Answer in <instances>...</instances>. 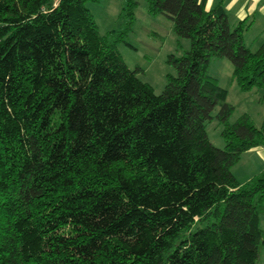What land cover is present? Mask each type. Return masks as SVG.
Here are the masks:
<instances>
[{
  "label": "trees",
  "instance_id": "obj_1",
  "mask_svg": "<svg viewBox=\"0 0 264 264\" xmlns=\"http://www.w3.org/2000/svg\"><path fill=\"white\" fill-rule=\"evenodd\" d=\"M89 1L0 0V264H258L264 168L241 183L232 167L264 146V119L231 122L208 68L229 59L264 105V42L222 2L125 0L129 27L144 1L191 41L156 93Z\"/></svg>",
  "mask_w": 264,
  "mask_h": 264
},
{
  "label": "rangeland",
  "instance_id": "obj_2",
  "mask_svg": "<svg viewBox=\"0 0 264 264\" xmlns=\"http://www.w3.org/2000/svg\"><path fill=\"white\" fill-rule=\"evenodd\" d=\"M121 1L124 6L125 0L89 1L87 6L100 34L107 36L110 41H116V49L127 66L137 69L139 78L150 83L156 93H161L168 82V76L177 74L176 68L169 62V57L183 55L190 48L191 41L174 32L173 21L166 15L151 14L144 1L134 8L135 18L129 27ZM208 73L219 77V84L228 90L226 99L235 106L230 117L231 122L236 121L243 113H248L256 125L262 124L264 105L260 100L261 91L256 88L247 91L240 89L233 78V64L229 59L212 57ZM217 110L218 108L214 114ZM207 132L217 147L225 146L222 126L216 119L208 123ZM255 164L250 155L243 154L232 170L240 179L251 178L259 172ZM259 224L264 234V213L260 215ZM258 264H264V244L260 248Z\"/></svg>",
  "mask_w": 264,
  "mask_h": 264
},
{
  "label": "crops",
  "instance_id": "obj_3",
  "mask_svg": "<svg viewBox=\"0 0 264 264\" xmlns=\"http://www.w3.org/2000/svg\"><path fill=\"white\" fill-rule=\"evenodd\" d=\"M219 2H222L231 24L235 25L242 20L246 22L247 26L243 32L244 42L250 49H258L264 42V0H206L205 5L207 9H212ZM123 3L121 1V6ZM216 78L220 83V78ZM244 154L252 157L259 172L264 168V146L251 148ZM235 176H237L236 173ZM243 178L238 177L237 179L241 183L250 180V177Z\"/></svg>",
  "mask_w": 264,
  "mask_h": 264
}]
</instances>
